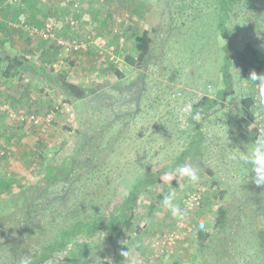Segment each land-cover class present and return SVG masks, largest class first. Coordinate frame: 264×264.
Wrapping results in <instances>:
<instances>
[{
  "label": "rangeland",
  "instance_id": "rangeland-1",
  "mask_svg": "<svg viewBox=\"0 0 264 264\" xmlns=\"http://www.w3.org/2000/svg\"><path fill=\"white\" fill-rule=\"evenodd\" d=\"M124 1L128 2L18 0L11 4L0 0V33L9 39L0 46V64L5 66L4 57L19 55L24 59L27 67L12 71L10 79L20 84L26 81L33 96L32 100L29 97L32 104L20 105L23 109L0 99V105L23 112L24 118H10L0 108L4 118L0 125V167L18 168L5 176L0 172V264H20L26 257L31 260L53 242L60 244L53 254L58 261L51 264H153L149 243L158 234L173 230L176 222L163 205L164 196L175 191L174 203L179 205L193 190L200 192L202 200L190 220L192 232L164 264L199 261L198 234L211 232L220 205L228 206L231 212L227 240L231 256L213 264H264L262 255L253 249H260L255 241L249 245L241 239L238 249L243 252L239 255L232 248L243 217L252 216L264 227V185L252 182L250 165L239 155L251 145L252 132L246 134L240 123L244 97H253L250 118L259 134L264 130L259 90L249 79L251 72L264 73V2L256 6L247 3L238 10L235 22L240 30L237 47L251 43L262 64L259 69L247 68L242 78L235 55L230 69L231 92L218 99V91L225 87L220 67L226 41L215 29L212 10L205 9L201 19L178 20L172 26L173 16L168 15H178L180 0H170L164 18L158 1L148 0L150 5L140 7L134 0L123 7L120 3ZM48 18L57 25V38L85 41L86 50L64 53L53 39L30 34L31 27H41ZM64 18L73 19L74 28ZM143 32L151 38L150 53L141 65H131L124 57L135 56V38ZM42 41H46L47 50L40 55L37 51L44 45ZM37 67L46 70L38 72ZM115 70L121 77L112 79ZM61 71L70 83L87 90L81 98L54 87V76ZM47 76H53V81ZM202 98L215 99L216 103L202 109L200 119L192 124L186 106L191 104L193 113L192 107ZM30 116L38 122L29 120ZM195 127H200L201 148L183 166L198 170L196 183L177 176L175 185L144 188L134 206L125 211L131 227L122 223L119 236L105 228L92 235L73 233L77 226L106 225L149 168L163 163L179 167L176 159L188 147ZM3 135L7 138L2 139ZM8 142L16 144L17 156ZM64 160L67 166L61 180L48 187L42 183L39 189L32 187L43 168ZM64 231L72 233L67 242L61 239Z\"/></svg>",
  "mask_w": 264,
  "mask_h": 264
},
{
  "label": "trees",
  "instance_id": "trees-1",
  "mask_svg": "<svg viewBox=\"0 0 264 264\" xmlns=\"http://www.w3.org/2000/svg\"><path fill=\"white\" fill-rule=\"evenodd\" d=\"M134 0H128V2ZM158 1V5L160 8V14L162 18L167 14L166 10L170 5V0H155ZM180 0L179 6H177V13L174 15L169 14L168 16L172 17V26H175L178 20L188 21L191 19H201L205 16V9L212 10L213 19L215 22V29L218 31L219 35L226 41L225 44L222 46L223 51V58L222 64L220 67V71L222 72L223 82L225 87L218 91L217 98L218 99H225L231 92V73L230 69L233 65L234 56H238L239 65L242 67L241 69V77L244 78L247 73V68L249 67H260L261 60L258 56V51L251 43H245L242 49L237 47L238 38L240 34L239 28L237 29L235 22L238 19V10L245 6H248L247 3L253 2V5H260L264 0ZM128 2L124 1L121 2V6L125 7ZM139 6L143 7V5H150L148 0H138ZM173 3V0H172ZM193 3L197 4V6L192 7ZM188 4V5H187ZM150 7V6H149ZM148 7V10H149ZM141 9V8H140ZM250 21V20H249ZM184 25V24H181ZM259 25L255 26L257 30ZM200 36V35H199ZM5 38L0 35V46L3 45ZM136 45L135 56H125V60L131 65H141L146 57L150 53V45H151V38L148 36L147 32H143L140 37L135 38ZM21 61V65H26L25 60L15 55L13 57H9V69L12 70L15 66V61ZM20 64V62L18 63ZM17 64V66H18ZM257 69V70H258ZM37 70H42L37 67ZM44 72V71H42ZM62 71L59 72L57 75L54 76H47L46 79L49 81H53L54 87L61 88L63 92L71 95H75L78 98H81L87 90L81 84H73L70 83ZM49 75V74H48ZM121 73L117 70L114 71V76L111 77L112 79L120 78ZM46 86H48L45 83ZM52 86V84L50 85ZM216 103L215 99H208L202 98L199 103L192 107L193 114L200 113L202 109H207L213 107ZM242 105V112L244 114L243 117L240 118V123L243 126L245 133L249 134V141L252 143L258 135V130L253 124L251 117V109L254 106V99L252 96L244 97L241 100ZM190 123L194 124L192 116L190 118ZM198 124V123H196ZM193 134L190 137V141L188 147L180 154L177 159L176 163L178 166H183L186 159L191 156H196L201 148L202 143V136L200 133V127H195L193 129ZM67 161H62L59 164L48 165L42 170V175L39 180H37L32 187H36L37 189L40 188L39 183H42L44 186H51L55 184L57 181L61 180L64 177V170L67 166ZM170 164V163H169ZM167 163H163L160 167L151 169L149 168L145 177L136 182L127 197L122 202L119 213L112 218L106 225H93L92 227H84V226H77L72 229L73 233H79L80 231H85L86 234L92 235L93 231L98 230L99 228H105L111 235L119 236L122 234L121 228L119 227L122 223L124 224L125 228L131 227L130 220H125L124 214L125 211L134 206L136 203V199L138 193L141 192L144 188L150 185H164V184H171L175 185L176 178H174L170 183H166L163 179L164 173L174 169V166L171 167ZM172 165V164H171ZM30 190V188H29ZM222 196V195H221ZM224 198V196H222ZM152 211H154L152 209ZM243 223L236 227L235 237L233 241V249L237 255L239 252L242 253L243 250L238 249V242L241 239H246L249 245H251L254 241L259 246V250H256L254 247V251L257 255H262L264 260V227L260 226L258 223H255L252 216L245 218L243 217ZM231 224V212L228 206L220 205L213 216L212 219V230L210 233H199V242L197 247V256H199V261L193 262L192 264H213V261L222 262L229 256L228 253L229 243L227 242L230 232L228 228ZM72 235L71 232L64 231L61 235V239L63 242H67L69 236ZM236 241V244H235ZM59 242L49 243L48 245L44 246L43 249L39 251L38 254L34 255L31 258V264H49V262H57L53 256V254L59 249ZM218 262V263H219Z\"/></svg>",
  "mask_w": 264,
  "mask_h": 264
},
{
  "label": "built area",
  "instance_id": "built-area-1",
  "mask_svg": "<svg viewBox=\"0 0 264 264\" xmlns=\"http://www.w3.org/2000/svg\"><path fill=\"white\" fill-rule=\"evenodd\" d=\"M18 0H7L8 3H15ZM64 22L71 28H74L76 22L73 19L64 18ZM56 23L53 19L48 18L41 27H31L30 34L36 37H46L53 39L57 46L60 47L64 53H71L75 50H86L85 41H78L76 39L68 38L62 39L57 38L55 33ZM88 40L89 37H86ZM5 114L10 118H16L17 120L23 121L24 118L21 116L23 112L17 110H11L5 104L0 105ZM29 120L38 122L35 116H30ZM49 121V117L46 119ZM201 194L197 190L186 194L181 198L179 206L184 212L182 217H176V222L173 230L158 234L148 245V254L150 255L153 264H164L165 259L173 253L174 248L180 244L189 234L192 232L191 217L198 206L201 204Z\"/></svg>",
  "mask_w": 264,
  "mask_h": 264
},
{
  "label": "clouds",
  "instance_id": "clouds-1",
  "mask_svg": "<svg viewBox=\"0 0 264 264\" xmlns=\"http://www.w3.org/2000/svg\"><path fill=\"white\" fill-rule=\"evenodd\" d=\"M249 79L253 82L255 87L259 90L260 101L258 107L264 110V73L257 74L256 72H251ZM189 115L192 116L193 120H199L200 114H193L191 111V104L186 106ZM240 159L246 165H250L248 169L249 174H251L252 182L261 186L264 185V130L257 138L251 143L250 147L246 152H240ZM197 169L192 166H179L170 171L164 173L163 179L166 183H170L177 176L184 178L186 177L189 181L196 183L199 180L197 175ZM175 191L170 192L168 195L163 198V205L166 209L171 211L173 217H182L184 212L180 206L174 203ZM199 227L203 229L205 227L203 221L200 222ZM124 256H127V252L122 253ZM20 264H31L30 258H23L20 261ZM51 264V262H49Z\"/></svg>",
  "mask_w": 264,
  "mask_h": 264
},
{
  "label": "crops",
  "instance_id": "crops-1",
  "mask_svg": "<svg viewBox=\"0 0 264 264\" xmlns=\"http://www.w3.org/2000/svg\"><path fill=\"white\" fill-rule=\"evenodd\" d=\"M6 20H12V18L8 19V17H7ZM0 35L3 37L4 34L3 33L2 34L0 33ZM4 40L7 41L9 39L5 37ZM44 40H47V39H44ZM45 42L46 41H42V43L44 45H40V49L38 48L39 50L37 52L40 55L46 53L45 51L47 50V45H46L47 43H45ZM36 44H40V43H36ZM18 57H19V55H18ZM7 59H9V58L4 57V59H3L5 66H3L2 64H0V71L1 70L3 71V72L1 71V73H0V99L1 100H7L9 102L11 101V103H13V106L14 107H18V108L23 109L22 106H28V105L32 104V102L29 100V97L32 100L33 96L27 90V87L29 85H25V83H27L26 81H24L21 84L15 82V81H11L10 77H11L12 71H22V69L24 70V68L27 67V66H25V65L22 66L21 65V61L20 60H17V57H16L15 66L13 67L12 70H10L9 69V66H8L9 65V62H8ZM19 62H20V64H18ZM17 64H18V66H17ZM43 70H46V69H43ZM40 71L41 70H39V72ZM20 105H22V106H20ZM29 108H32V107H29ZM2 115L0 114V125H2L1 120L4 119L2 117ZM6 128H7V126L4 128V131L3 132H5ZM1 138L4 139V138H7V137H5V135H3V136H1ZM8 143L9 144H6V145H10V142H8ZM10 146L13 149L12 150L13 151V155L15 154L17 156L19 150H16V149H18L16 147V144L10 145ZM1 171L3 172L2 176H5L7 174H10V173H13V172H17L18 171V168H16L15 165H13V166H10V165L1 166L0 167V172ZM9 171H10V173H8Z\"/></svg>",
  "mask_w": 264,
  "mask_h": 264
}]
</instances>
